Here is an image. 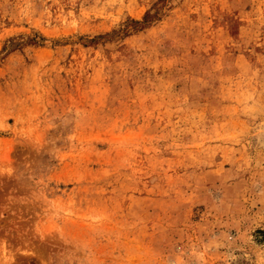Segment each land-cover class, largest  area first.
<instances>
[{
  "label": "rangeland",
  "instance_id": "rangeland-1",
  "mask_svg": "<svg viewBox=\"0 0 264 264\" xmlns=\"http://www.w3.org/2000/svg\"><path fill=\"white\" fill-rule=\"evenodd\" d=\"M0 264H264V0H0Z\"/></svg>",
  "mask_w": 264,
  "mask_h": 264
}]
</instances>
